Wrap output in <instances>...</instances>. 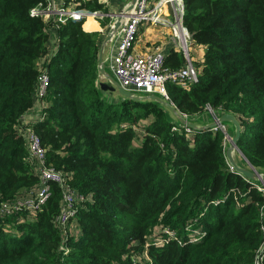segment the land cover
<instances>
[{
    "label": "trees",
    "instance_id": "trees-1",
    "mask_svg": "<svg viewBox=\"0 0 264 264\" xmlns=\"http://www.w3.org/2000/svg\"><path fill=\"white\" fill-rule=\"evenodd\" d=\"M184 4V25L205 53L194 62L198 81L168 83L170 98L190 119L235 114L238 149L264 172V0ZM46 5L0 0V264H257L264 195L232 170L225 133L185 128L156 101L102 90L100 32L33 12ZM77 9L109 10L98 0ZM185 64L178 51L165 60ZM43 70L44 118L27 127L64 173L72 208L55 182L43 204H28L44 186L20 120Z\"/></svg>",
    "mask_w": 264,
    "mask_h": 264
},
{
    "label": "built area",
    "instance_id": "built-area-1",
    "mask_svg": "<svg viewBox=\"0 0 264 264\" xmlns=\"http://www.w3.org/2000/svg\"><path fill=\"white\" fill-rule=\"evenodd\" d=\"M59 1L61 0H47L45 8L34 9L33 12L35 14H42L46 20H53L56 26L59 23L66 22L68 19L86 21L90 16L97 17L100 15L98 11L62 7ZM168 6L173 8V19L165 15L164 10ZM184 13V0H156L155 3H152L151 0H137L133 13L127 17L120 31L116 34L117 46L110 58L111 71L125 89L136 93L158 94L164 99L172 101L168 92V83L187 86L189 83L198 81V69L189 57L188 62L184 66L171 68L165 65L166 56L160 46H155L153 50L144 54L135 55L132 53V49L138 38L140 26L142 22L148 21L153 24L171 27L173 38L176 39L175 41L188 55V46L190 39L192 40V35L184 25ZM37 81V98L43 99L49 81V76L45 70L41 71ZM210 112L216 114V110H210ZM218 129H221L227 135V126L220 125ZM26 134L30 154L36 161L38 174L44 186L38 193L36 201H28V204L30 206L43 204L50 196V186L48 184L55 182L66 188L64 200L67 208H72L74 193L67 186L64 173L48 164L46 149L42 146L39 135L30 127L26 129ZM256 185L264 195V182L257 183ZM2 208L7 209L8 205H3ZM262 210V228L264 230V206ZM69 214V210L63 212L61 217L62 222L69 217ZM263 253L264 243L257 258V264H261V255Z\"/></svg>",
    "mask_w": 264,
    "mask_h": 264
},
{
    "label": "water",
    "instance_id": "water-1",
    "mask_svg": "<svg viewBox=\"0 0 264 264\" xmlns=\"http://www.w3.org/2000/svg\"><path fill=\"white\" fill-rule=\"evenodd\" d=\"M137 0H129V2L125 5V7L118 12H113L112 16L114 21L110 24L103 41L100 45L99 50V59H98V70L100 72L101 81L99 82V86L102 90L108 91L111 93H116L123 98H130L134 100H152L156 101L163 106H165L169 111H171L174 116L177 118L179 125L185 128L191 129H218L220 125H226V123H232L234 132L233 134L226 135V138L229 141L228 146L226 147V157L228 160L229 165L231 166L232 170L241 174L245 179L254 183H261L264 182V172L259 171L256 169L246 157L240 153L238 149V140L241 136L242 126L237 118V116L231 112H223L219 114H213L215 120L213 122L200 125L195 123L192 119L188 118L187 116L183 115L176 105L172 101H168L164 99L162 96L154 93L145 94V93H136L130 90L125 89L120 82L115 78L114 74L111 73L108 69V65L105 60V48L108 44L114 39L116 34L119 32L123 24V20L126 18L125 16H129L133 13ZM144 94V95H142ZM228 128V127H227ZM239 153L241 157L245 161V166L240 164L236 153Z\"/></svg>",
    "mask_w": 264,
    "mask_h": 264
},
{
    "label": "crops",
    "instance_id": "crops-1",
    "mask_svg": "<svg viewBox=\"0 0 264 264\" xmlns=\"http://www.w3.org/2000/svg\"><path fill=\"white\" fill-rule=\"evenodd\" d=\"M87 0H69L67 4H64V0L59 1V4L62 7H67L69 9L78 8L81 2ZM100 3L104 4L106 8H108V12L98 11L100 15L97 17H92L96 21L97 25L93 30H88L85 28V23L89 21V18L86 19L84 23V29L87 31H98L101 34V41L102 43L103 38L114 18L112 16L113 12H118L119 10L123 9L125 5L129 2V0H98ZM152 3H155L156 0H151ZM165 15L169 16L170 19H173V8L168 6L165 10ZM123 20V23L127 19L128 16ZM108 20L109 24L107 26L102 25V20ZM123 25V24H122ZM120 31V29H119ZM176 39L173 38V31L171 27L162 25V24H153L151 22L145 21L142 22L140 26V31L138 34L137 41L132 49L133 54H144L154 49L155 46H160L161 50L163 51L164 55L167 57L172 51L182 52L186 58V63L188 62V55L187 52L178 45L175 41ZM195 45L194 50H192L193 56L192 58L195 59V62H199L202 60L204 56V46H200L192 42ZM101 45V44H100ZM192 45V44H191ZM117 46V35L114 39L106 46L105 48V60L108 65L109 71L110 68V58L115 51ZM58 47V39L54 35L52 31L51 38H50V50L51 52H55ZM193 49V47H192ZM113 73V72H112ZM101 78V77H100ZM47 105L46 100L37 98L35 105L33 108L28 110L22 117H21V124L24 126L25 130L28 128L27 126L33 124L44 118L43 111L45 106ZM210 112V111H209Z\"/></svg>",
    "mask_w": 264,
    "mask_h": 264
},
{
    "label": "rangeland",
    "instance_id": "rangeland-1",
    "mask_svg": "<svg viewBox=\"0 0 264 264\" xmlns=\"http://www.w3.org/2000/svg\"><path fill=\"white\" fill-rule=\"evenodd\" d=\"M106 20V19H105ZM104 20V21H105ZM103 21V20H102ZM83 27H84V24H83ZM87 31V30H86ZM190 33V32H189ZM191 34V33H190ZM190 38H191V36H190ZM189 38V39H190ZM193 40H191L190 39V42H189V46H188V57L191 59V61L194 63L195 61V59H193L192 58V56H193V53H192V50H194V48H195V45H193ZM192 44V45H191ZM192 47H193V49H192ZM204 50H205V48H204ZM204 53H205V51H204ZM194 57V56H193ZM195 65V64H194ZM109 69V68H108ZM112 73V72H111ZM142 95H144V94H142ZM220 112L219 111H217L216 110V114H219ZM191 119L195 122V123H198V124H200V125H204V124H207V123H210V122H213L214 120H215V117H214V115L211 113V112H209V111H206V112H203L202 114H199V115H196V116H194V117H191ZM226 125H227V127H228V130H229V133L228 134H230V133H233V124L230 122V123H226ZM242 154V153H241ZM236 156H237V158H238V160L240 161V164H242V165H246L245 163H244V161H245V158L243 159L242 157H241V155L237 152L236 153Z\"/></svg>",
    "mask_w": 264,
    "mask_h": 264
},
{
    "label": "bare ground",
    "instance_id": "bare-ground-1",
    "mask_svg": "<svg viewBox=\"0 0 264 264\" xmlns=\"http://www.w3.org/2000/svg\"><path fill=\"white\" fill-rule=\"evenodd\" d=\"M96 25H97L96 21L94 20V18H92V16H90L89 21L85 23V28L88 30H93V28H95Z\"/></svg>",
    "mask_w": 264,
    "mask_h": 264
}]
</instances>
